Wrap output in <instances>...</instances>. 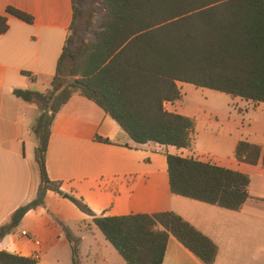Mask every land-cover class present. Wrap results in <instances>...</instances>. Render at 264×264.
I'll return each instance as SVG.
<instances>
[{"label":"trees","instance_id":"1","mask_svg":"<svg viewBox=\"0 0 264 264\" xmlns=\"http://www.w3.org/2000/svg\"><path fill=\"white\" fill-rule=\"evenodd\" d=\"M79 5L73 0L74 20L51 89L14 91L17 98L43 107L33 127L40 184L36 198L0 228V238L28 212L44 206L49 191L64 195L62 184L49 178L46 158L53 123L74 95L98 105L137 145L178 150H192L195 131V119L165 108L183 99L179 83L264 104V0H89L84 25ZM6 12L34 23L31 14L15 7ZM8 30V17L0 15V35ZM95 140L112 143L100 136ZM261 153V147L241 141L236 158L257 165ZM167 163L174 195L231 211H239L251 197L248 174L201 161L195 154H167ZM68 198L93 218L127 264H163L170 237L205 264L216 262L218 246L174 212L96 216L83 199ZM59 224L71 244L72 263L81 264L80 240ZM38 263L0 252V264Z\"/></svg>","mask_w":264,"mask_h":264},{"label":"crops","instance_id":"2","mask_svg":"<svg viewBox=\"0 0 264 264\" xmlns=\"http://www.w3.org/2000/svg\"><path fill=\"white\" fill-rule=\"evenodd\" d=\"M10 6L31 14L34 23L8 15ZM0 15L7 16L9 23V30L0 35L1 228L10 223L17 209L36 198L40 184L33 133L40 113L35 103L17 98L14 91L46 93L51 89L74 20L73 0H0ZM179 87L184 95V89L192 86L179 83ZM243 101L249 107L264 109L263 103ZM181 103H166V110L195 119L192 150L155 143L137 145L98 105L74 95L51 129L46 158L49 178L62 184L64 196L83 199L96 216L178 214L218 246L215 264H264V191L254 190V178L264 180V148L257 165L239 162L236 150L242 140L228 134L219 136L213 129L199 133L198 117L183 112ZM96 136L112 143L96 141ZM167 154H195L201 161L248 174L250 199L239 211H231L174 195ZM253 168L256 175L250 173ZM64 196L49 191L44 206L28 212L17 228L0 238V252L23 257L40 253L38 264H49L50 258L52 263L58 261L55 249L71 248L58 223L79 219L78 210ZM86 217L92 224L93 218ZM86 221L81 216L76 222L81 226ZM79 230L83 234L77 238L81 252L89 229ZM23 231L29 237L22 236ZM30 237L39 239L41 246ZM163 264L205 263L170 237Z\"/></svg>","mask_w":264,"mask_h":264},{"label":"rangeland","instance_id":"3","mask_svg":"<svg viewBox=\"0 0 264 264\" xmlns=\"http://www.w3.org/2000/svg\"><path fill=\"white\" fill-rule=\"evenodd\" d=\"M80 9L83 11L84 17L79 20L80 24H85V17L88 15L89 0H78ZM95 28L99 24V19H94ZM90 35H88L89 37ZM184 89L182 99V111L190 114L193 117H198V132L204 133L205 130L211 131L219 136L230 135L232 138H237L242 141L253 143V145L264 148V109H255L254 106H248L244 101L217 92L211 89L198 88L194 85ZM38 114L41 113L42 105L35 103ZM206 111V115L204 113ZM207 123L209 128H207ZM202 135V134H201ZM203 136V135H202ZM204 137V136H203ZM254 169V168H253ZM250 172V171H249ZM252 175H256V170L251 171ZM254 190L261 193L264 191V180L261 181L254 178ZM64 196V195H63ZM69 204L85 217L86 223L78 226L79 219L73 218L62 221L73 236L81 238L83 234L80 228L88 230L87 240L81 245L80 261L81 264H126L114 247L106 240L103 233L86 217L87 214L82 212L69 198ZM89 216V215H87ZM61 222V221H59ZM59 224V223H58ZM62 227V226H61ZM63 229V228H62ZM54 255L60 257L58 261L52 263L49 259V264H73L72 249L56 248Z\"/></svg>","mask_w":264,"mask_h":264},{"label":"built area","instance_id":"4","mask_svg":"<svg viewBox=\"0 0 264 264\" xmlns=\"http://www.w3.org/2000/svg\"><path fill=\"white\" fill-rule=\"evenodd\" d=\"M165 108H166V104H165ZM21 235L22 236H25V237H29V233L26 232V231L21 232ZM30 239L34 242V244L37 247H40L41 246V241L39 239H37L35 237H30ZM32 257L39 262V260H40V253H35V254H33Z\"/></svg>","mask_w":264,"mask_h":264},{"label":"water","instance_id":"5","mask_svg":"<svg viewBox=\"0 0 264 264\" xmlns=\"http://www.w3.org/2000/svg\"><path fill=\"white\" fill-rule=\"evenodd\" d=\"M64 197H65V198H68V195H65Z\"/></svg>","mask_w":264,"mask_h":264}]
</instances>
